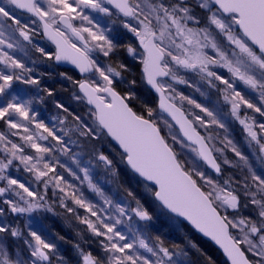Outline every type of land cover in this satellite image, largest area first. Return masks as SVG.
I'll use <instances>...</instances> for the list:
<instances>
[{
	"label": "snow or ice",
	"instance_id": "obj_1",
	"mask_svg": "<svg viewBox=\"0 0 264 264\" xmlns=\"http://www.w3.org/2000/svg\"><path fill=\"white\" fill-rule=\"evenodd\" d=\"M15 9L29 13L30 23L18 19ZM94 14L123 18V28L138 40L137 46L129 44L125 50L133 60L139 58V79L129 78L132 70L126 62L105 65L99 56L93 58V53L108 58L117 48L109 37L111 29L101 27ZM0 18V120L15 130L10 135L22 142H13L9 134L0 132V197L10 194L2 202L15 214L9 220L0 208V264H53L54 256L65 264L55 242L44 238L31 221L21 225L15 218L42 208L52 211L46 200L50 188L53 196L57 190L61 193L59 203L67 212L76 211L68 207V200L84 209L88 215L76 214V219L93 237L101 238L95 254L75 245L78 264H180L177 258L187 255L179 245L170 250L159 237L150 246L135 235L129 240L118 229L124 222L121 217L132 219L129 212L141 221L152 220L138 200L131 209L116 204L118 215H109L57 173L59 166L79 179L53 154L67 155L70 149L56 129L37 120L32 107L37 98H22L13 87L16 83L39 86L40 81L30 75L31 68L6 50L23 51L22 41L32 44L33 26L37 25L55 45V52L33 44L36 51L74 65L82 75L98 74L96 79L75 81L82 93L78 99L91 106L92 124L81 122L80 135L114 141L122 149L121 158L143 180L158 206L214 242L222 251L224 264H264V167L259 171L253 168L228 138L225 123L230 115L243 126L249 147L255 145L253 155L264 166V0H0ZM188 74L217 89L224 105L230 106L229 112L222 114L219 107L209 108L178 92L176 84L191 87ZM48 95L52 93L48 91ZM152 96L154 105L148 99ZM185 102L192 109H185ZM56 106L63 108L59 103ZM242 106L253 115L245 112L242 116ZM161 120L167 135L158 122ZM213 125L224 130L223 148L213 143L218 136L198 131ZM174 126H178L177 134H173ZM49 138L55 143H41ZM177 144L187 148L188 154L177 152ZM26 149L32 153L26 154ZM226 149L238 160L224 157ZM221 158L224 165L239 168L240 174L225 178ZM98 159L112 164L102 153ZM15 161L43 186L44 194L37 193L31 182L13 178L11 169L20 170ZM73 162L88 187L112 208L113 201L92 183L89 168L78 160ZM20 240L24 247L17 243ZM207 264L217 262L208 256Z\"/></svg>",
	"mask_w": 264,
	"mask_h": 264
},
{
	"label": "rangeland",
	"instance_id": "obj_2",
	"mask_svg": "<svg viewBox=\"0 0 264 264\" xmlns=\"http://www.w3.org/2000/svg\"><path fill=\"white\" fill-rule=\"evenodd\" d=\"M14 14L22 22L30 23L31 17L23 15L22 13L20 14L16 9L14 10ZM94 15L99 18L98 22L101 27H107L111 29L109 37L113 39L114 43L117 44V48L115 52L108 58L103 57L102 54L99 53H93V58H97V56H99L101 62L107 65L108 63H114L115 61L123 62L122 59H125V57H127V59L130 61V65L138 68L141 67L139 64V58L133 60L132 57L128 56L125 50L126 46L129 44L137 46L138 40H136V38L131 33L123 28L122 24L120 23V19L123 18H117L116 16L109 18L104 17L102 14ZM113 20H115L116 22L113 23ZM10 23L11 21H5L6 25ZM33 27L35 28V33L33 34L32 44H28V42L22 41L24 45L23 51L16 50L15 52H13L12 50H6L9 51L10 54H12L15 58L21 60L26 65V67H28L29 63L41 64L43 67L49 69L46 72L49 74V77H52V75H50V71H54V67L56 66V64H54V59H49L47 56L36 51V48L33 47V44L37 47L43 48L45 52L48 53H54L55 48L51 47L45 41L44 37H42V29L39 28L38 25ZM120 28L123 29L121 31L122 36H120L119 34ZM115 32L118 33L119 38ZM121 42H123V46H125L124 54L126 56L123 54V47L118 44ZM76 43L79 45L78 41H76ZM50 61H53V67L50 64ZM87 78L96 79L98 78V74L95 76L92 74L90 76H87ZM186 79L189 80V84H191V87H189L188 85L176 84L174 86L176 87L178 92L189 96L190 98L196 100L197 103H201L209 108L219 107L222 111V114L229 112L230 106L224 105L222 96L217 91V89L209 88L206 82L201 81L200 78L198 76H195L194 74H188L186 76ZM79 80H81V78ZM13 87L15 91H19L22 98L27 99L31 97L30 92L33 91L32 89L33 87H35V85H24L16 83ZM65 89H67L66 86ZM197 89H199V91H197ZM201 93H204V95H201ZM80 96L82 95L79 91L78 93L73 92V94L69 96V104L71 105L72 110L75 112V114H77L76 116H79L81 119L68 122L63 121L64 126L60 122H58V124L56 125H59L58 128H54L57 130V134H60L63 137L70 151L67 155L62 154L59 151H54L53 153L55 156H57L60 163L65 165L66 168L71 169L72 172H74L76 176L79 177V179H76L75 177L69 175V173L65 171L64 168H61L59 166H57L56 168L57 173L62 174L65 178L68 177L69 182L74 184L75 187L83 193L85 198H87L98 207L105 208L107 210V214L109 215H118L114 211V206L116 204L125 206L129 209L136 207V202H133L132 200L128 199L126 196L124 197V195L118 192L117 184L113 182V180L114 178H117L119 180V175H121L122 177H124L125 175L127 177V180L131 184L136 186L139 192L149 194V198L154 199L151 193L144 187V183L140 181L136 175L132 174V172L129 171L126 162L121 158V151L115 150L114 144L111 141L110 143H106V140L103 136L93 139L89 136L80 135V131L82 129H78V125L81 122H85L89 125L92 124V118L89 114L90 107H88L84 100L78 99V97ZM184 107L185 109H192V106L187 105L186 102ZM194 111L199 113V109H194ZM245 112H247L248 115H253L251 110H247L242 106L241 115L243 116ZM199 114L203 115V113ZM65 116L67 118L70 117V113H66ZM164 117L168 119L166 116ZM158 122L163 128L164 134L167 135L168 129L163 125V121L161 120ZM169 122L171 121L169 120ZM225 123L228 127V138L231 139L233 143H235L236 146L241 150V152L248 157L249 163L253 166V168L259 171L261 167L264 166H262L260 161L256 159L255 155H253V148H255V145L249 147L246 140L247 134L244 132L243 126L240 125L239 122L232 118L230 115H227L225 117ZM73 124L75 125L74 127ZM61 129L63 131H60ZM198 130L202 133V135H208L210 133L214 136H218V138L214 140L213 143H215L217 147L223 148V144L220 143V140H222L225 135L223 129L217 128L213 125L209 129H207V131L203 128H199ZM11 131L15 130H9L4 121L0 120V132L9 134V139H11L13 142L22 143L19 140L18 136L10 135ZM178 131L179 130L177 129V127L174 126L173 134H177ZM65 133H67V135H65ZM169 142L171 143L170 138ZM41 143L48 144L49 141H41ZM52 143L54 144L55 141H52ZM84 143H86V145ZM175 149L182 155L188 154V149H181L179 144L175 145ZM31 153L32 150L26 149V154ZM101 153L106 155L112 161L111 165H106L103 161L98 159V156ZM2 156L3 154L0 153V157ZM223 156L227 157L230 161L233 162L238 160V157H236L230 149H226L223 153ZM190 158L191 157L189 156V159ZM73 159L80 161L82 167L86 166L89 168V177L92 183L96 185L106 197L110 198L113 201L112 208H109L108 205H105L103 199L88 187V181L84 180L83 172H81L80 169L76 166V164L73 162ZM220 162L222 164L223 176L225 178L229 175L240 174L239 168H234L231 165H224L222 163V158ZM14 163L19 166L20 170L16 171L15 168L11 169L13 178H19L21 182H25L26 184L28 182H31V187L36 190L37 193L44 194L43 186L41 184H38L30 173H27L23 170V165H20L19 161H15ZM244 171L246 172L247 170L245 169ZM0 186H2V183H0ZM8 195L10 194H6L5 197H0V208L4 209L6 218L12 220L15 214H12L8 206L4 205L2 202L3 199L8 198ZM60 195L61 193H59V191L57 190L56 196H53L52 190L50 188L48 190L46 200L48 205L52 208V211H47V209L42 208L32 212L31 214L26 213L23 216L15 218L21 225L28 221H31V226L34 229L39 230L44 238L55 242L57 245L58 255L59 257L63 258L65 264H78L80 258L75 245L80 244L83 248H87V245L89 243H85V241H88L89 238H92L94 242L97 240L99 241V239L101 238L93 237L88 230L87 232H84V230L87 229V226H82L83 224L80 222V220L76 219V215L74 213L67 212L64 207H61V205L57 206V201H59ZM12 198L15 199V197ZM69 204L72 205V202L69 201ZM129 215L132 216L131 220H129L127 216L121 217L124 222L121 225L117 226L118 229L122 231L129 238V240L133 239L135 235L136 237L145 239L150 246H154V243L150 241L147 234L150 226L152 225V220L141 221L131 212H129ZM24 232L25 235H27V229H24ZM57 233H61V235L58 236ZM60 237H63V240H61ZM29 239L31 238L29 237ZM17 243H19L21 247H24L22 240L18 241ZM96 247L97 251H99L98 246ZM139 251L143 255H150L149 253L145 252L144 249H139ZM177 259L180 261V264H186L183 261L182 257L179 256ZM58 262H60V260L57 259L56 256H54L53 264H58Z\"/></svg>",
	"mask_w": 264,
	"mask_h": 264
},
{
	"label": "trees",
	"instance_id": "obj_3",
	"mask_svg": "<svg viewBox=\"0 0 264 264\" xmlns=\"http://www.w3.org/2000/svg\"><path fill=\"white\" fill-rule=\"evenodd\" d=\"M122 60L123 62H126L132 70L129 78L134 76L139 79L140 67L138 68L130 65V61L127 57ZM50 64L52 67L54 66L53 61H50ZM28 68L32 69L30 75L34 79H38L40 81L39 86L35 85L32 89L33 91L30 92L31 97L37 98L34 100L32 105L33 111L37 113V120H42L49 128H58L59 125H56L58 122L61 123V121H75L77 114H75L69 104V96H71L73 92L78 93L79 91L75 83V81L80 79L79 75L72 69L60 68L57 65L54 67V71H50V75H52V77H49V74L46 72L49 69L43 67L41 64L29 63ZM67 77H72V79L69 80ZM63 85H65L67 89H65V86ZM48 91L52 93L51 96L48 95ZM40 97L43 99L40 100ZM142 98L145 97L142 96ZM148 99L152 101L153 105L155 104V96L148 97ZM57 103L62 104L63 108H57ZM64 109H67V111ZM66 113H70V117L67 118L65 116ZM61 124L64 126L63 123ZM74 126L75 125L73 124V127ZM105 140L106 143H110L108 138H105ZM49 143L53 144L51 138ZM84 144L86 145V143ZM114 148L115 150L120 151L116 146H114ZM119 176V180L117 178H114L113 180V182L117 184L118 192L133 202L138 200L153 217L152 225L147 232L151 242L155 244V238L159 237L164 241V245L169 247L170 250H173L174 245H179V248L183 249V251L187 253L186 256H180L186 264H207L208 256L212 257L217 264H224L223 255L213 246V244L201 238L185 222L177 220L164 212L153 198H149V194L139 192L136 186L127 180L125 175L124 177L121 175ZM65 179L69 181L68 177ZM129 193H131V195H129ZM69 201L66 203L68 207H72L76 210L74 213L75 215L79 214L81 217L88 215L84 209H80L73 204H69ZM57 202V206H59L60 203L59 201ZM82 226H84V224ZM84 232H87V229H85ZM57 235L60 236L61 233H57ZM88 243L89 244L85 250L93 251L95 254L97 252L96 246H98V240L94 242L92 238H89ZM193 245H195V247H193ZM58 264H61V262H58Z\"/></svg>",
	"mask_w": 264,
	"mask_h": 264
},
{
	"label": "water",
	"instance_id": "obj_4",
	"mask_svg": "<svg viewBox=\"0 0 264 264\" xmlns=\"http://www.w3.org/2000/svg\"><path fill=\"white\" fill-rule=\"evenodd\" d=\"M19 12H22V13H25V14H27V15H30L29 13H27L26 11H24V10H22V9H17ZM31 16V15H30ZM43 37H45L44 35H43ZM45 39H46V41L48 42V43H50V45L52 46V47H55V45L54 44H52V42L50 41V40H48L47 39V37H45ZM55 63L59 66V67H61V68H70V69H73L74 71H76V73H78L81 77H83V78H87V75H91V73H87V74H81L80 72H79V70L78 69H76L75 68V66L74 65H72V64H70V63H68V62H66V61H61V62H57V61H55ZM82 94V93H81ZM89 106V105H88ZM91 107V106H90ZM163 115H165V116H167V114L165 113V114H163ZM168 117V116H167ZM168 118H170V117H168ZM171 119V118H170ZM174 123V122H173ZM178 127V126H177ZM110 139V138H109ZM111 140V139H110ZM113 143L119 148V146L113 141ZM120 149V148H119ZM120 150H122V149H120ZM129 168V167H128ZM130 169V168H129ZM130 171H132L131 169H130ZM135 174V173H134ZM140 178V177H139ZM141 179V178H140ZM142 180V179H141ZM143 181V180H142ZM166 211V210H165ZM167 212V211H166ZM186 223V222H185ZM187 224V223H186ZM188 225V224H187ZM190 227V226H189ZM193 231L194 232H196L194 229H193ZM199 236H202L206 241H208V242H210L211 244H213L214 246H215V248L219 251V252H221V254H222V251L218 248V246L217 245H215L214 244V242H212L209 238H206V237H204L202 234H200V233H198V232H196Z\"/></svg>",
	"mask_w": 264,
	"mask_h": 264
},
{
	"label": "flooded vegetation",
	"instance_id": "obj_5",
	"mask_svg": "<svg viewBox=\"0 0 264 264\" xmlns=\"http://www.w3.org/2000/svg\"><path fill=\"white\" fill-rule=\"evenodd\" d=\"M123 29L122 28H120V32H119V34H120V36H122V33H121V31H122ZM116 33V32H115ZM116 35L118 36V38H119V35H118V33H116ZM121 47H123V52H124V47L125 46H123L124 44H123V42H121V43H118ZM141 68V67H140ZM240 88H243V85H240L239 86Z\"/></svg>",
	"mask_w": 264,
	"mask_h": 264
}]
</instances>
